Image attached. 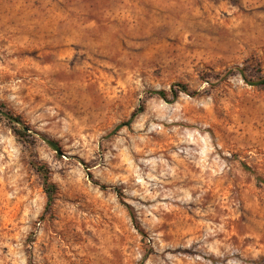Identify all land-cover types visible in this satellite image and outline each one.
Wrapping results in <instances>:
<instances>
[{
  "label": "rangeland",
  "instance_id": "obj_1",
  "mask_svg": "<svg viewBox=\"0 0 264 264\" xmlns=\"http://www.w3.org/2000/svg\"><path fill=\"white\" fill-rule=\"evenodd\" d=\"M234 67L264 74V0H0V264H264V84Z\"/></svg>",
  "mask_w": 264,
  "mask_h": 264
},
{
  "label": "trees",
  "instance_id": "obj_2",
  "mask_svg": "<svg viewBox=\"0 0 264 264\" xmlns=\"http://www.w3.org/2000/svg\"><path fill=\"white\" fill-rule=\"evenodd\" d=\"M239 73L241 75V77L243 78V80L249 84H257V85H261L264 84V74H260L257 78V80H252L250 78H247L245 71L242 67H234L231 68L229 70H226L227 74H232V73ZM170 91L173 95V97L177 96V92H183L186 93L188 95H196L197 92L196 91H190L188 89V87L186 86V84H182V83H177L171 86ZM152 95H158L162 98H166V91L165 90H155L151 92ZM0 114L7 119L8 121H10L11 123H16V124H21L22 126L20 128H18L19 133H27V128L22 124V120L20 119L19 116H16L14 114H12L9 110L6 109L5 105L3 103L0 102ZM42 139L46 141V143L51 146L52 148H54L55 150L59 149V146L57 144V142L53 139L50 138H46L42 136ZM33 166L35 167L36 171L38 172V174L40 175L41 179H42V186H43V190L46 194V206H45V211H50V209L52 208L54 201H55V194H56V185L50 181L49 178V169L45 164H41L38 162H34ZM99 184V183H97ZM101 187H105L103 185H101ZM141 231V230H140Z\"/></svg>",
  "mask_w": 264,
  "mask_h": 264
}]
</instances>
